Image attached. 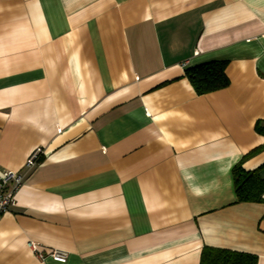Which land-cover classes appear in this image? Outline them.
<instances>
[{
	"label": "crops",
	"instance_id": "crops-1",
	"mask_svg": "<svg viewBox=\"0 0 264 264\" xmlns=\"http://www.w3.org/2000/svg\"><path fill=\"white\" fill-rule=\"evenodd\" d=\"M227 64L199 96L187 70ZM264 0H0V170L24 175L0 264H264ZM39 164L26 168L36 150ZM264 199V196H263ZM40 250L67 253L59 263Z\"/></svg>",
	"mask_w": 264,
	"mask_h": 264
},
{
	"label": "trees",
	"instance_id": "trees-1",
	"mask_svg": "<svg viewBox=\"0 0 264 264\" xmlns=\"http://www.w3.org/2000/svg\"><path fill=\"white\" fill-rule=\"evenodd\" d=\"M226 67L227 64L224 62H214L187 70V77L197 95H207L226 89L229 85L225 73ZM256 130L264 135V129L260 125L256 126ZM263 151L264 146L256 148L245 156L243 161ZM233 176L239 202L262 203L264 201V178L260 176L259 170L246 172L241 163L234 168ZM257 263L256 256L206 247L202 251L200 264Z\"/></svg>",
	"mask_w": 264,
	"mask_h": 264
},
{
	"label": "built area",
	"instance_id": "built-area-1",
	"mask_svg": "<svg viewBox=\"0 0 264 264\" xmlns=\"http://www.w3.org/2000/svg\"><path fill=\"white\" fill-rule=\"evenodd\" d=\"M43 154L41 149L33 152L26 161V168L32 169L37 166ZM23 179L24 175L19 172L0 170V220L5 213L16 206L15 196L23 185ZM28 247L41 262L46 257L59 263L67 261V253L63 251L53 250L49 254H44L40 250V244L34 241H30Z\"/></svg>",
	"mask_w": 264,
	"mask_h": 264
}]
</instances>
